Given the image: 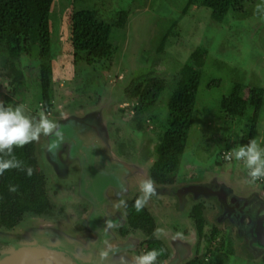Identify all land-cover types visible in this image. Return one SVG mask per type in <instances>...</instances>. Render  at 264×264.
Masks as SVG:
<instances>
[{
    "label": "rangeland",
    "instance_id": "1",
    "mask_svg": "<svg viewBox=\"0 0 264 264\" xmlns=\"http://www.w3.org/2000/svg\"><path fill=\"white\" fill-rule=\"evenodd\" d=\"M187 2L188 0H54L49 13L51 110L45 113L41 106L35 57L25 56L22 59L19 70L23 78L18 82L12 85L8 81L3 83L5 78L1 77L0 90H10L4 91L11 98L10 104H24L34 118L37 114V120L41 112L50 118L56 113H63L67 107L97 104L103 94L107 102L116 101L112 106L116 119L109 121L108 128L112 137L115 134L122 139L125 133H130L132 127V122H128L131 118L132 100L127 99L126 89L132 85V80L135 84L152 76L164 86L155 109L148 112L155 122L150 121L147 128L156 134L163 125L166 112L164 103L174 87L179 69L184 63L191 61L190 56L194 50L201 49L206 54L201 66L183 155L190 153L205 162L215 155L225 156L233 148L245 144V127L252 109L248 108L244 118H229L221 108L222 97L231 92L235 82L264 89V0H240L220 21L213 18L208 7L202 5L192 4L184 12ZM83 9L96 10L99 19L114 25L119 20L120 12H125V26L113 27L110 33L109 40L117 48L111 59L88 63L84 52L72 48L71 14ZM170 27L172 32L159 50L162 38ZM5 52L0 47V76L4 74L3 76L8 77V67L4 65L7 57ZM16 61L17 59L14 62ZM212 80L219 82L212 84ZM122 88L124 95L120 93ZM121 109L125 110V114L117 113ZM114 123L118 126L112 132L110 125ZM131 136L136 137L134 134ZM254 138L264 141V98ZM230 164L235 171L247 172L240 161L233 159ZM208 173L205 172L204 175ZM48 175V185L56 192V184H51L53 176L49 172ZM244 180L252 187L257 186L249 177ZM258 186L260 189L261 185ZM54 191L50 194L55 206L51 213L59 209L62 212L51 218L60 217L63 210L75 207L74 204L63 203L64 199ZM189 212L190 208L187 212H182L183 217H177L170 211L156 216L157 235H164L170 227L190 223L192 219ZM152 214L154 215L153 211ZM232 234L234 251L239 256L238 248L242 241L234 231ZM218 236L220 242L216 245L220 246V250L207 251V240H203L198 254L200 260L207 258L227 263V256L230 255L225 250L228 236L224 231H220ZM178 248L179 246H175L176 253Z\"/></svg>",
    "mask_w": 264,
    "mask_h": 264
},
{
    "label": "water",
    "instance_id": "2",
    "mask_svg": "<svg viewBox=\"0 0 264 264\" xmlns=\"http://www.w3.org/2000/svg\"><path fill=\"white\" fill-rule=\"evenodd\" d=\"M122 90L120 93L124 95ZM4 91L0 90V103ZM115 102L105 104L101 94L97 104L67 107L63 113L49 118L61 129V144H70L66 150L69 156L82 161L79 173L67 176L59 164H52L57 150H47L54 137L41 135L39 148L45 167L61 191L63 203L75 207L63 210L59 218L30 216L13 227L0 226V264H136L140 256L137 245L143 235L123 237L115 229L126 222L121 200L141 188L147 179L152 180L155 193L145 203L155 216L170 211L183 217L182 212L189 210L191 201H208L213 204L209 222L217 226L231 224L242 241L239 255L261 262L264 256V191L252 187L244 179L229 181L222 173L210 172L196 180L155 182L138 160L117 154L108 128L109 121L116 119L112 109ZM87 146L94 147L93 153L87 154ZM62 157L55 160L61 161ZM85 202L89 207L82 212L77 204ZM165 241L169 256L159 264H184L193 254V237L171 231ZM175 246H182L177 255Z\"/></svg>",
    "mask_w": 264,
    "mask_h": 264
},
{
    "label": "trees",
    "instance_id": "3",
    "mask_svg": "<svg viewBox=\"0 0 264 264\" xmlns=\"http://www.w3.org/2000/svg\"><path fill=\"white\" fill-rule=\"evenodd\" d=\"M53 1L0 0V47L6 51L5 64H8V67L12 66L11 71L14 73L11 75L8 72L9 76L6 78L11 85L18 82L23 78V74L21 70L13 67L14 61L21 56L35 57L41 90V106L45 113L52 108L49 13ZM238 3L240 0H188L184 12L192 4L202 5L208 7L213 18L220 21ZM125 21V12H120L119 20L115 25L99 19L96 10L83 9L73 12L70 23L71 46L75 51L84 52V58L88 63L111 59L117 49L109 40L111 30L113 27L123 28ZM171 32L170 27L162 38L159 50ZM205 54L201 49L191 53V61L184 63L179 69L167 100L168 115L163 122L159 142L155 148V159L151 166L152 176L158 182L169 183L174 180L172 175L178 166V155L183 152L186 145ZM218 82L219 80H212L211 83L218 84ZM131 83L132 85L126 89L127 99L132 100L131 108L136 115L146 114L159 99L164 86L155 77H146L144 82L135 84L132 80ZM263 98V88L235 82L231 92L221 99V108L229 118H244L248 108L252 109L245 127L247 128L245 144L255 137ZM10 100L9 95H4L1 103L10 104ZM30 115L33 117L32 114ZM227 148L228 146L225 147L226 150ZM14 153L23 162L25 168L32 169V173L27 175L23 170L8 169L0 175V225L7 227L13 226L25 215H47L55 208L48 195L47 174L40 166L39 157L34 150V141L19 148L14 147ZM10 185H15L16 191H9ZM190 216L197 224L200 233L205 223L204 208L197 205ZM156 219L157 217L147 206L143 205L137 210L136 204L132 205L127 210L125 230L142 231L146 235L143 242L145 252L157 250L159 255L156 261L159 262L169 256V249L163 238L157 235ZM219 233L220 230L217 228L210 233L207 251L220 250L219 245H211V241ZM201 237L200 233L199 238ZM233 245V239L227 237L225 250L228 253L234 252ZM184 264L222 263L207 258L200 260L198 257H192ZM261 264H264V256L261 258Z\"/></svg>",
    "mask_w": 264,
    "mask_h": 264
},
{
    "label": "flooded vegetation",
    "instance_id": "4",
    "mask_svg": "<svg viewBox=\"0 0 264 264\" xmlns=\"http://www.w3.org/2000/svg\"><path fill=\"white\" fill-rule=\"evenodd\" d=\"M22 59L23 57L21 56L19 59H17V61L15 62L17 66H13L16 69H21V64H22ZM5 64V63H4ZM8 67V64H5ZM12 66L8 67V72H10L12 75L14 74L11 70H12ZM10 70V71H9ZM4 75V74H3ZM4 77V82L8 81V79L6 78V76H2ZM152 77V76H150ZM4 90H7L6 88H4ZM171 93V92H170ZM167 96V100L169 98V95ZM4 95H9V94H4ZM167 100L164 103L165 109L166 110L164 116L163 117V122L167 119V115H168V109H167ZM158 101V99H157ZM157 101L155 102V104L150 108L149 111L154 110L157 104ZM124 109H121L120 111H118V114H121L122 112H124ZM148 111V112H149ZM146 113V114H141V115H136L134 113L133 110H131V115L129 117L130 120L128 122H132V124H130L132 127L130 129V133H125V135L122 137V139H120L114 134L113 138H114V142L115 145L117 147V154L119 156H122L124 158L127 159H136L138 160V164L140 165L141 168L146 167L148 169L149 174L151 175L152 179L157 182V183H163V182H158L157 180H155L152 176L151 173V166L152 163L155 159V148L159 142V138L161 135V129L162 126L160 128V131L157 132L156 134L154 132H151L147 126L148 123L151 122H155L152 120L151 118V113ZM122 114H125L122 113ZM128 114V113H127ZM37 116V114H36ZM35 116V118H36ZM49 119V118H48ZM118 126V125H117ZM116 124H112L110 125V129L113 130L117 128ZM116 127V128H115ZM114 128V129H113ZM150 128H153V126H151ZM153 131V130H152ZM135 135L136 137L133 138L131 135ZM41 137V136H40ZM40 139V138H39ZM39 139L34 141V150L35 153L37 154V156L39 157L40 160V166L41 168L44 170V172L47 174V188H48V195L50 196V194L52 193V191H54L49 185L48 182L50 180L49 179V175H48V171L45 167V164L43 162V159L40 155V148H39ZM70 144L68 142L63 143L59 146V148L57 149V153H56V157H54L53 155V165L59 164L60 167L62 169V171L64 173H66L67 176H69L71 173H75L81 170V166H82V161L79 157H74V156H69V152L66 151L67 149H69ZM87 154H89L90 152L93 153V149L94 147H90L87 146ZM95 152V151H94ZM184 152V151H183ZM183 152H181L178 155V166L177 169L173 172V179L172 181H170L169 183H174V182H182V181H187V180H196L199 178H202L205 174V172H217V173H222L224 174V176L229 180V181H242L243 179L248 178L247 176V172H244V170H237L235 171L233 166L230 164V160L225 159V156H218L215 155V157H210L209 159H207V161H201V159L196 158L193 154L190 153H186L185 155H183ZM219 154V153H217ZM58 156H63L61 159V161L59 160H55ZM209 160V161H208ZM202 162V163H201ZM231 165V166H229ZM38 166V167H40ZM250 178V177H249ZM69 184L71 183V180H68ZM73 182V181H72ZM74 184L77 185V183L74 181ZM255 183L257 184L256 187H259L258 185L260 184V189H262L264 191V178H262L261 181H255ZM52 186H54L56 183L54 181V179H52L51 181ZM56 186V187H55ZM54 188L56 190V192L59 193V196L61 195V191L59 190V188L57 187V185H55ZM52 190V191H51ZM55 192V191H54ZM55 192V193H56ZM143 196V192L141 190V188H138L137 190L134 191V193L128 197H125L121 200V206L122 209L125 213V217L127 214V210L132 206L136 204L137 199H139L140 197ZM143 205L147 206V208L150 209V206L146 203H144ZM197 205L201 206V208H205L207 209V214L205 216V223L203 224V227L200 229V233L202 234V237H200V233L197 229V224L195 223L194 219L190 216L193 208H195ZM78 209L81 210L82 212L87 211L88 207H89V203L85 202V203H80L77 204ZM210 208H213V204L205 201L203 199H197L196 201H191V206H190V212H189V217H191L192 221H190V223H185L183 225L180 226H173L170 227L165 233L164 235H162L161 237L163 238V240L165 241V237L166 235L171 232L174 231L180 235H183L185 237H193L194 238V243L192 245V251L193 254L191 255L190 258L192 257H198L199 251L201 250L200 247L203 245L202 241L203 240H208V237L210 235V233L213 231V229L217 228L220 231H224L226 233V235L228 237H231L233 239V234L232 231L235 232L233 226L231 224L225 223L223 226H217L214 224H211L208 221V211L210 210ZM152 212V209H150ZM62 212V209L53 211L52 213L50 212L47 215H38V214H28L25 215L23 218H21L17 223H15L13 226H15L16 224H18L19 222H21L23 219H26L30 216H42V217H51V216H57L60 215V213ZM171 214V213H170ZM172 215V214H171ZM62 216V215H61ZM60 216V217H61ZM173 216V215H172ZM59 218V217H56ZM180 220V219H179ZM125 225L126 222L123 225H120L118 227H116V232L120 235V236H133L136 234H142L143 237H139V241H138V253L140 255L145 253V249L143 246V242L145 241V236L144 233L140 230H125ZM0 226H4V225H0ZM11 226V227H13ZM7 227V226H4ZM10 228V227H7ZM128 231V232H126ZM241 240V239H240ZM239 240V241H240ZM166 243V241H165ZM167 244V243H166ZM239 244V243H238ZM238 244L236 245V247H238ZM168 247V246H167ZM228 253V252H227ZM230 254V255H228ZM227 255V263L226 264H261V262L256 263L253 261H250L249 259H246L244 257H242L241 255H237L235 254V251L233 253H228ZM161 261L157 262L155 261L154 264H159Z\"/></svg>",
    "mask_w": 264,
    "mask_h": 264
},
{
    "label": "clouds",
    "instance_id": "5",
    "mask_svg": "<svg viewBox=\"0 0 264 264\" xmlns=\"http://www.w3.org/2000/svg\"><path fill=\"white\" fill-rule=\"evenodd\" d=\"M261 11V9H257ZM51 136L54 139L47 145L48 151L57 150L63 140L62 132L57 122L48 119L41 112L39 119L33 118L24 104L0 103V175L8 169L23 170L31 175L32 169L25 168L23 162L14 153V147L36 141L41 135ZM225 159L243 163L247 176L251 182L264 178V141L256 138L250 139L247 144L233 148L226 153ZM143 196L137 199V210L155 193L151 179L145 180L141 185ZM9 191H16L15 185L9 186ZM159 252L148 250L137 257L136 264H154Z\"/></svg>",
    "mask_w": 264,
    "mask_h": 264
},
{
    "label": "built area",
    "instance_id": "6",
    "mask_svg": "<svg viewBox=\"0 0 264 264\" xmlns=\"http://www.w3.org/2000/svg\"><path fill=\"white\" fill-rule=\"evenodd\" d=\"M261 179L257 180V181H261ZM218 242H220V237L216 236L213 240H212V245H216Z\"/></svg>",
    "mask_w": 264,
    "mask_h": 264
},
{
    "label": "bare ground",
    "instance_id": "7",
    "mask_svg": "<svg viewBox=\"0 0 264 264\" xmlns=\"http://www.w3.org/2000/svg\"><path fill=\"white\" fill-rule=\"evenodd\" d=\"M104 103H105V104L108 103L107 100H106V98H104ZM181 249H182V246H179L176 255L181 251Z\"/></svg>",
    "mask_w": 264,
    "mask_h": 264
}]
</instances>
